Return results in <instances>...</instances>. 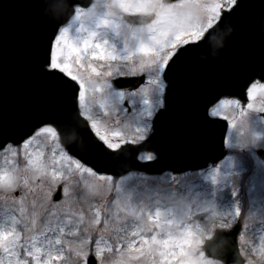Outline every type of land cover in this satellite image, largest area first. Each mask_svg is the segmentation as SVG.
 <instances>
[{
    "label": "snow or ice",
    "instance_id": "6c2138e0",
    "mask_svg": "<svg viewBox=\"0 0 264 264\" xmlns=\"http://www.w3.org/2000/svg\"><path fill=\"white\" fill-rule=\"evenodd\" d=\"M239 7V0H106L102 5L94 4L92 0H78L77 3L71 4L68 0H47L46 12L56 23L51 24L54 28V40L42 65V71L56 76L69 90L75 115L72 119L65 120L40 118L23 136L0 137V153H11L17 162L23 157L22 166L15 171L0 172V188L14 198L18 195L21 214L26 211L23 205L29 195L34 197L31 201L33 206L39 200L42 209L50 207L53 212H69L66 205L71 196L73 177L78 172H86L89 176H77V184L82 182L87 185L91 179L97 187L103 186L109 192L115 191L116 199L110 203L119 208L126 178L121 176L116 180L108 174L113 170L111 158L128 145L136 147V158L142 163L158 158L155 151L148 155L139 153L151 142L155 134L154 118L165 107L167 70L180 58L194 63L195 57L190 55L194 49L204 45H218L223 39L224 33L220 28L225 24L226 17ZM101 8L108 11H97ZM85 9H88V14L97 23V30L89 33V36L97 41L95 49L99 50L92 51V56L107 61L106 64L100 65L105 71L100 72L93 67L87 79L79 72L74 74L70 65L58 58L62 45L77 50L68 45L66 34L71 24L86 14ZM69 12L72 18L65 24ZM105 15H110L112 19L104 18ZM117 17L120 19L119 24L116 23ZM108 29H115L117 37H124L122 49L118 50L114 42L109 43L106 38ZM129 31L138 41L131 46L125 35ZM145 33L148 35L147 41L143 38ZM84 47H89L88 38L84 39ZM134 52L153 55L136 59ZM248 72L250 75L245 84V99L251 97L258 87L264 89V66ZM92 74H95L94 79ZM128 77L135 78L138 86L131 90L121 89L112 82L114 79ZM86 85L93 92L101 93L106 101L111 103L114 124L119 125L121 117H131V123L121 125L124 129H130V132L112 131L109 134L105 131L101 134L98 122L92 115ZM223 103L241 105L239 100L224 101L217 96L206 105V116L210 120L218 118L219 106ZM253 107L252 103L247 104V109ZM260 111L264 112V108ZM243 114L242 108L241 115ZM80 120L88 123L89 130L105 153L107 160L103 164L88 159L85 152L75 143ZM40 141L51 145L47 153L41 150ZM34 145L36 147H33ZM224 147L227 155L222 153V156L232 162L230 169L226 171L222 170L219 162L213 161L205 169L191 174L165 172L161 177L142 174L145 181L167 178L178 183L179 180L192 175L201 177L209 184L202 192L197 193V199L186 203L185 215L191 223L187 227L181 223L179 235L169 233L165 238L157 239V235L149 237L136 231L132 233L135 238L126 241L129 249L139 244L137 251L142 252L146 246L152 251L151 246L155 245L160 246V257L165 262L171 258L175 264H222L225 252L222 246L229 245V238L235 236L237 230L240 242L247 244L256 224L264 228V132H252L239 141L229 140L225 142ZM127 196L131 199L130 193ZM101 211L99 207L89 208V227L105 232L115 214L106 213L107 218L102 219ZM156 214L159 216V209ZM78 216L80 219L76 222L77 227L72 229L74 238L79 241L78 246L70 247V257L65 256V251L61 249L56 259L64 257L63 264H73V257H76L82 264H100L105 250H111L113 247L102 236L94 238L88 229L80 227L84 213L79 212ZM11 219L12 225L0 226V247L4 252L10 258L17 257L15 264H29L28 258H34V264H52L53 250L50 247L41 249L35 244L28 249L27 244L32 243L31 240L21 244L20 233L16 228L17 218ZM68 219H71V216ZM35 223L34 214L31 225L26 227H34ZM167 223L170 225L172 221ZM100 225L103 227L98 228ZM57 227L61 233L64 231L63 227ZM163 230L158 226L157 231ZM120 231L122 229L116 230L117 235ZM55 242L60 244V238L57 237ZM123 242L125 241L122 237L117 241ZM45 243L51 244V241L46 240ZM185 245L188 246L187 249ZM18 246L24 249L22 253L16 251ZM90 249L95 251H89ZM205 249H211L214 255L218 254L221 258L206 255ZM42 250L45 252L44 256L40 255ZM21 255L24 256L23 259L19 258ZM0 264H4L2 259ZM9 264H13L11 259ZM115 264L120 262L116 261Z\"/></svg>",
    "mask_w": 264,
    "mask_h": 264
},
{
    "label": "water",
    "instance_id": "95a60500",
    "mask_svg": "<svg viewBox=\"0 0 264 264\" xmlns=\"http://www.w3.org/2000/svg\"><path fill=\"white\" fill-rule=\"evenodd\" d=\"M46 2L0 0V137L23 136L40 118L65 120L75 115L69 90L56 76L42 71L54 40L51 24L56 23L48 17ZM77 2L68 0L69 4ZM239 2L240 7L220 28L224 35L218 45L194 49L190 53L194 63L180 58L167 70L166 104L154 118L151 142L141 149L157 152L158 158L142 163L136 158L135 146H124L111 158L113 170L108 174L121 176L133 169L178 173L206 168L224 158L228 120H210L205 107L217 96L247 101L248 71L264 66V0ZM71 18L69 12L64 23ZM135 81L119 78L114 84L123 88ZM75 143L88 159L100 164L107 160L83 120L77 126ZM72 154L75 157L74 151ZM238 234L237 230L229 245L222 246L225 263L245 262ZM205 250L209 256L221 258L211 249Z\"/></svg>",
    "mask_w": 264,
    "mask_h": 264
},
{
    "label": "rangeland",
    "instance_id": "374dc122",
    "mask_svg": "<svg viewBox=\"0 0 264 264\" xmlns=\"http://www.w3.org/2000/svg\"><path fill=\"white\" fill-rule=\"evenodd\" d=\"M106 0H94V4H104ZM130 2V0H129ZM175 2H179L175 1ZM97 11L107 12L106 9H97ZM85 15L77 21L71 24L69 32L66 34L68 45H72L77 50L62 45V51L58 52V58L67 62L73 69L74 74L77 72L83 74L87 79L93 67L98 71L103 72L106 69L101 68V64H106L107 61L101 59L98 56H92V51H99L95 49L94 45L97 42L94 38L89 36L91 31L97 30V23L88 14V9H85ZM104 18L112 19L110 15H105ZM116 23H120L119 17L116 18ZM81 24L83 28H81ZM130 46L138 43L136 38L131 32L125 33ZM89 39V47H84V39ZM106 38L109 43H116L117 49L123 48L124 37H117L115 35V29H108ZM145 41L148 39L147 33L144 34ZM134 58L147 57L153 55V53H140L134 52ZM92 78H95V74H92ZM146 79V78H145ZM113 82V81H112ZM87 87V85H86ZM129 89V88H128ZM131 90V89H129ZM87 96L91 100L92 115L96 118L98 125L101 129V134L107 131L111 134L112 131H128L130 129H124L121 125L125 123H131V117L127 119L120 118V124H114V114L111 112L112 105L106 101L101 93L93 92L90 87H87ZM223 100V99H222ZM239 100L237 98H225L224 101ZM240 106L235 103H223L219 106V117H223L228 120L229 127L227 132L226 142L229 140L239 141L246 138L252 132H264V113L260 109L264 108V89L259 87L254 91L251 97L246 102L239 100ZM252 103L253 109H247V104ZM244 110V114L241 115V110ZM114 139V138H113ZM41 150L46 153L51 148V145L46 144L43 141L39 142ZM33 147H36L34 145ZM237 151H239L237 149ZM153 150H141L139 154L148 155ZM227 155V153H226ZM222 170H229L232 162L225 160L224 158L219 162ZM23 164V157L19 162L11 155V153L5 155L0 153V172L2 171H15ZM212 164V163H211ZM196 171H186L182 173H195ZM171 172V171H166ZM165 173V172H164ZM173 173V172H171ZM161 177L163 174H149L140 170H133L124 175L126 179L123 183V191L121 193V201L119 208L115 207L110 202L116 199L115 191L109 192L106 187H97L95 182L91 179L88 180V184L84 185L76 183L77 176H83L88 178L89 174L86 172H78L73 177V187L71 189V196L66 207L70 210L65 212L58 210L53 212L49 207L42 209L37 200V204L33 206L31 201L34 199L32 195L26 197L23 207L26 209L22 215L20 212L21 204L17 197L7 195L2 188H0V226L8 227L13 224L11 217L17 218L16 228L20 233L21 244L25 241L31 240L32 243L27 244V248L31 249L32 244L41 249L51 248L53 250L52 264H63L64 257L60 260L56 259L58 252L63 249L65 256L70 257V247H76L79 241L74 238L72 229L77 227V220L79 212H83V223L80 225L82 228L89 230L91 235L96 238L102 236L104 240L108 241V244L113 248L111 250H105L103 256L100 258V264H115L116 261L120 264H175V261L169 258L167 262L163 261L160 257V246H151L152 251L146 246L143 251H137L140 247L139 244L132 246L129 249L126 241L130 238H135L132 233L140 231L141 235H157V239H163L169 233L172 235L180 234V224L183 223L185 227L191 223L187 219L185 212V205L190 200L197 199V193L202 192L207 185L208 181L203 180L201 177L189 175L186 179H181L177 183L176 181L168 180L167 178L156 179L151 181H145L144 175ZM175 174V173H173ZM179 174V173H176ZM110 175V174H109ZM113 176L116 180H119L121 176ZM131 194V199H128L127 194ZM90 207H99L102 209L101 218H107L106 213H114V218L109 224V228L105 232H99L89 227L90 221ZM159 209V216L156 212ZM51 213V216H49ZM35 214L36 223L34 227H26L31 225L33 215ZM71 216V219L68 217ZM168 221H172V224H168ZM63 227L64 231L61 233L58 227ZM158 226L163 228V231H157ZM103 225L98 226L102 228ZM47 229V230H46ZM122 229L117 235L116 230ZM264 228L260 224L254 226V230L249 235V243L243 244L239 240V246L242 255L246 258L244 264H264ZM42 233V235H41ZM60 238L61 243L55 242L56 238ZM123 238L125 242L117 243L120 238ZM46 240L51 241V244L45 243ZM187 245L185 248L187 249ZM17 252H23L21 247L16 248ZM89 251H95L90 249ZM178 251V248L176 249ZM41 256L45 255L42 250ZM23 259L24 256L19 257ZM0 259L4 261V264H9V259L15 264L17 257H9L0 247ZM29 264H34V258H28ZM73 264H82V262L73 257ZM222 264H225L222 262Z\"/></svg>",
    "mask_w": 264,
    "mask_h": 264
}]
</instances>
